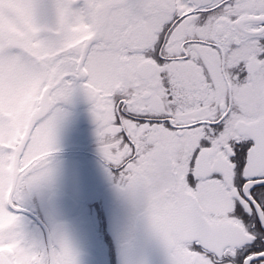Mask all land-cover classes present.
Listing matches in <instances>:
<instances>
[{
    "label": "snow or ice",
    "instance_id": "snow-or-ice-1",
    "mask_svg": "<svg viewBox=\"0 0 264 264\" xmlns=\"http://www.w3.org/2000/svg\"><path fill=\"white\" fill-rule=\"evenodd\" d=\"M77 93L165 264H264V0H0V264H79L18 214Z\"/></svg>",
    "mask_w": 264,
    "mask_h": 264
},
{
    "label": "flooded vegetation",
    "instance_id": "flooded-vegetation-1",
    "mask_svg": "<svg viewBox=\"0 0 264 264\" xmlns=\"http://www.w3.org/2000/svg\"><path fill=\"white\" fill-rule=\"evenodd\" d=\"M64 108L67 116L57 136L54 181L33 190L18 214L28 232L44 242L53 225L59 226L70 236L79 264H127L133 256L127 249L138 238L136 209L105 171L85 96L75 94ZM8 226L7 218H0V229ZM133 233L135 240L130 244ZM155 246L156 242L148 243L147 254ZM152 257L156 261L157 252ZM165 259L162 253L161 260Z\"/></svg>",
    "mask_w": 264,
    "mask_h": 264
},
{
    "label": "water",
    "instance_id": "water-1",
    "mask_svg": "<svg viewBox=\"0 0 264 264\" xmlns=\"http://www.w3.org/2000/svg\"><path fill=\"white\" fill-rule=\"evenodd\" d=\"M135 233L138 234V238L136 243L127 249L133 253V256L129 257V262L127 264H160V262H162L161 258H159L157 262L155 261V263H151V258L154 250L157 251L158 256H161L163 252L162 247L156 242L158 246H155V248L147 254L145 246H147L148 243H155V241L146 235L142 227L135 225Z\"/></svg>",
    "mask_w": 264,
    "mask_h": 264
},
{
    "label": "rangeland",
    "instance_id": "rangeland-1",
    "mask_svg": "<svg viewBox=\"0 0 264 264\" xmlns=\"http://www.w3.org/2000/svg\"><path fill=\"white\" fill-rule=\"evenodd\" d=\"M5 171L7 172V169H5Z\"/></svg>",
    "mask_w": 264,
    "mask_h": 264
}]
</instances>
